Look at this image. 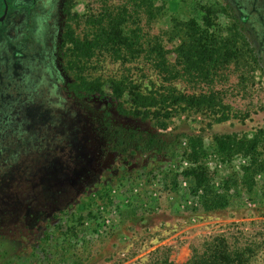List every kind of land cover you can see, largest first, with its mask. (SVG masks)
I'll return each mask as SVG.
<instances>
[{
	"label": "rangeland",
	"instance_id": "rangeland-1",
	"mask_svg": "<svg viewBox=\"0 0 264 264\" xmlns=\"http://www.w3.org/2000/svg\"><path fill=\"white\" fill-rule=\"evenodd\" d=\"M34 11L33 25L25 14L9 30L0 25V103L8 91L17 107L9 111L15 124L0 113V139L14 144H0V264H187L221 236L246 264H264V169L245 185L251 157L220 162L210 153L212 184L233 174L243 182L232 189L233 204L217 211L201 207L183 175L189 136L210 149L217 135L264 134V0H39ZM207 19L225 38L244 20L259 60L240 41L235 58L195 69L185 42ZM113 28L133 47L114 41ZM70 29L94 44L78 63L64 43ZM161 45L166 73L152 54ZM83 79L105 93L72 88ZM117 83L127 88L121 99ZM132 85L207 95L212 105L169 103L144 118L134 113ZM223 114L229 119L219 122ZM261 152L264 164V139ZM107 204L112 222L104 230Z\"/></svg>",
	"mask_w": 264,
	"mask_h": 264
},
{
	"label": "trees",
	"instance_id": "trees-1",
	"mask_svg": "<svg viewBox=\"0 0 264 264\" xmlns=\"http://www.w3.org/2000/svg\"><path fill=\"white\" fill-rule=\"evenodd\" d=\"M208 18V17H206ZM244 20H239L238 26L240 27L239 33L232 36V38L222 37V35H217L211 30L216 25L213 20H204V25H197L198 29L191 28V34L189 40L185 42L186 49L189 50L187 61L192 64L195 69L204 70L210 64H216L219 61H229L238 53V46L240 41V49L249 53V56L256 62L259 60L258 53L248 37L244 34L243 23ZM242 24V26H241ZM237 26V28H238ZM113 28V39L116 42H120V45L124 48H132L133 42L124 35L115 34ZM243 31H242V30ZM240 36L237 39L235 36ZM65 45H71V50L74 53L75 61L78 63L85 55L93 51V43L91 41H82L77 38L75 32L70 29L65 35L64 39ZM135 47V46H134ZM238 48V49H237ZM155 54L154 58L160 67L162 73H166L165 70L168 68V58L166 57V52L163 46H158L153 49L152 54ZM153 56V55H152ZM122 83L113 84V92L117 98L121 99L125 96L127 88L121 85ZM76 91H84L89 94H104L103 85L99 82L88 81L86 79L81 80L75 87ZM132 103L135 107L134 113L138 116H143L144 118L157 117L161 114L160 111L167 109V104H186L188 106H210L212 105V97L207 95L196 96V95H185V94H162L159 92L144 93L137 85H132L129 87ZM5 90H1L0 93L3 94ZM5 93L6 96L2 98V103H0V113L5 114V122L7 125L10 123L15 124L17 117L9 112L12 108H17L14 106L12 100H10V94L8 91ZM9 94V95H8ZM24 103H22L23 106ZM18 107L21 103L17 104ZM34 108V106H32ZM37 106H35L36 108ZM25 112H30L32 114L33 108L25 106ZM38 111V109L36 108ZM9 114V115H8ZM169 116V112H168ZM229 119V115L223 114L218 121H226ZM3 121V120H2ZM2 123V122H1ZM165 125V124H163ZM167 126V125H166ZM164 126V127H166ZM3 133H5L3 124ZM8 130V129H7ZM264 139V134L258 133L253 138L247 136H240L238 134L229 135H217L213 138L210 149L206 147L205 140L202 136H189L186 142V148L184 151V156L189 160L191 166L186 168L183 175L189 180L191 194L197 198V202L206 211H217L223 210L230 207L235 197H239L236 194L237 190L232 193L233 187L240 186L243 182L245 185H249L254 179V174L257 170H263L264 164L262 163L261 146ZM4 140V136L0 139L1 142L5 141V144L14 145L13 140L9 138ZM11 141V142H10ZM159 143L166 144L165 141L160 140ZM17 146L20 145L17 141ZM4 147V145H3ZM213 154L220 162L230 161L235 155L243 154L247 157H251L250 164L245 168L244 179L242 180L236 176V174L223 180V182L217 187L213 183V179L210 176L211 170L208 167V157ZM3 154V153H2ZM1 159V151H0ZM223 191V192H222ZM244 253L235 252L231 249L229 242L225 236L214 238L212 241H207L205 244V251L202 253L197 252L194 257L187 264H246ZM158 264H175L173 262L165 261Z\"/></svg>",
	"mask_w": 264,
	"mask_h": 264
},
{
	"label": "flooded vegetation",
	"instance_id": "flooded-vegetation-1",
	"mask_svg": "<svg viewBox=\"0 0 264 264\" xmlns=\"http://www.w3.org/2000/svg\"><path fill=\"white\" fill-rule=\"evenodd\" d=\"M32 1L0 0V25L9 30L8 26L11 24V20H22V18H19L18 16L23 14H25L26 17L24 20H29V24L33 25L32 22L30 23V20H33L32 17H34V10L37 4H39V0ZM29 27L31 28L32 26Z\"/></svg>",
	"mask_w": 264,
	"mask_h": 264
},
{
	"label": "built area",
	"instance_id": "built-area-1",
	"mask_svg": "<svg viewBox=\"0 0 264 264\" xmlns=\"http://www.w3.org/2000/svg\"><path fill=\"white\" fill-rule=\"evenodd\" d=\"M112 206H110V204L107 205H102V207L100 208V222L102 223L104 230H109L108 228H110L111 226V210H112ZM86 226L89 225L88 222H86L85 224Z\"/></svg>",
	"mask_w": 264,
	"mask_h": 264
}]
</instances>
